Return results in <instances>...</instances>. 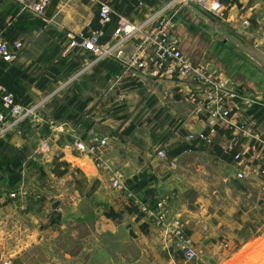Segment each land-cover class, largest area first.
I'll use <instances>...</instances> for the list:
<instances>
[{
    "label": "crops",
    "instance_id": "1",
    "mask_svg": "<svg viewBox=\"0 0 264 264\" xmlns=\"http://www.w3.org/2000/svg\"><path fill=\"white\" fill-rule=\"evenodd\" d=\"M219 1L226 8L224 20L182 0H53L41 19L32 15L31 3L24 9L15 0H0V37L24 44L16 63L8 65L0 58V79L18 101L43 105L34 122L0 128V144L4 145L0 154L12 148L24 161L15 171L22 179L17 186L9 184L7 166L0 170V190L6 191V201L0 198L1 263L23 264L36 246L55 247L62 232L69 227L73 231V223H83L86 218L87 232L79 239L84 264L97 253L99 264L118 260L122 264H186L182 253L172 252L171 239L163 229L147 215L127 212L129 205L139 211L137 201L154 207L159 198L174 194L172 213L182 218L187 235L196 244L219 240L223 227L237 228L230 219L243 220L250 204L257 208L258 179L237 180L233 163L218 157L214 149L190 150L191 134L209 133L207 116L201 111L207 104L198 90L202 87L176 72L153 78L126 64L144 34L160 18L171 19L187 57L196 64L209 63L216 77L234 81L238 104L246 97L254 99L258 112L242 108L238 119L250 121L256 132L264 134L261 20L252 18L254 0ZM103 3L111 4L114 11L115 21L105 30L110 40L101 43L98 53L82 54L74 43L100 30ZM124 21L137 32L129 37L119 32ZM251 33L259 35L254 42L249 41ZM256 70L258 87L252 83ZM192 96L197 97L196 102ZM51 123L67 124L66 133L58 137L64 159L58 157L56 147L44 156L37 153L41 139L50 135ZM105 137L110 140L99 154L105 161L101 167L124 174L128 187L125 193L117 190L113 198L107 192L105 172L93 159L74 157L77 170L67 160L68 147L74 142L93 145ZM211 137L219 148L234 139L240 145L245 142L228 125L217 127ZM159 151H166L168 160H162ZM4 160L10 163L14 159ZM31 170L38 176L33 193L10 198L12 193L24 191L19 186ZM107 205L121 217L108 218L102 211ZM68 213L72 214L71 225ZM91 216L93 223L88 220ZM238 225L241 230L243 225ZM111 238L125 240L124 252L121 255L110 249L112 255L103 261ZM211 250L203 252L202 264H210L207 259L214 258ZM75 256L67 251L65 257L74 260ZM71 263L68 259L67 264Z\"/></svg>",
    "mask_w": 264,
    "mask_h": 264
},
{
    "label": "built area",
    "instance_id": "2",
    "mask_svg": "<svg viewBox=\"0 0 264 264\" xmlns=\"http://www.w3.org/2000/svg\"><path fill=\"white\" fill-rule=\"evenodd\" d=\"M52 1L15 0L16 4L24 9L31 3L32 15L40 19L46 16L47 9ZM182 1L186 5H195L219 19L225 17L226 8L219 0ZM113 14L114 11L111 4H101L99 24L102 29L92 32L88 36H82L79 41L74 43V47L82 54L98 53L101 49V39L105 36L103 28L112 22ZM175 31L176 24L171 19L160 18L151 31L144 34L135 52L126 60L128 68L145 72L153 78H160L169 71L176 72L179 77L191 79L200 85L202 88L198 90L205 96V102H207L205 106H202L201 111L207 116L209 133L191 134L188 137L190 147L197 150L211 146L213 144L211 134L219 126L228 125L230 129L235 128L245 142L240 145L239 140L234 139L226 143L222 149L226 153H231L236 148L238 149L233 162L237 170V180L258 179L260 192L264 195V134L256 132L250 121H239L238 119V113L242 108L251 110L254 107V99L246 97L238 104L236 100L239 99V94L234 81L229 78L216 77V71H211L209 63H194L183 53L181 48L182 41ZM119 32L129 37L137 32V29L128 21H124L119 28ZM23 50L24 44L22 41L10 43L0 37V58L6 64L12 65L16 63L21 57ZM192 101L196 102L197 97L192 96ZM33 107L32 104H24L18 101L16 96L0 83V128L5 125L11 127L25 120L34 122L38 117ZM66 130L67 124L51 123V134L49 137L41 139L39 151L45 154L49 153L54 145L58 149V157L60 156L64 159V150L63 148L61 150L58 137L61 134H65ZM109 140L108 137L96 139L93 145H87L83 141H76L68 149L71 154L78 157H90L96 164L101 159L99 154L109 146ZM158 155L162 160H168L166 151H159ZM113 188L119 191L128 189L119 178L113 181ZM19 194L24 195L25 193H13L10 198L15 199ZM130 197L133 198L132 195ZM136 204L140 213L149 216L158 226L165 223L168 217V204L166 201H157L154 207L148 204H141L138 201ZM172 227L174 229L173 237L179 242L183 241L185 243L184 246H178V251L187 259L193 260L197 254L190 248L184 225L179 220H173Z\"/></svg>",
    "mask_w": 264,
    "mask_h": 264
},
{
    "label": "rangeland",
    "instance_id": "3",
    "mask_svg": "<svg viewBox=\"0 0 264 264\" xmlns=\"http://www.w3.org/2000/svg\"><path fill=\"white\" fill-rule=\"evenodd\" d=\"M253 6H256L255 11L253 12V16L252 18L261 20V24L262 27L264 29V0H254L253 1ZM226 18V14L225 17L222 19L224 20ZM133 35V34H131ZM259 35L257 33L253 34H249V41H256L257 37ZM261 37L263 38V35H261ZM261 38V39H262ZM263 68V67H262ZM261 68V70H263ZM253 77L256 79V81L252 82L255 87L257 86V81L258 79L261 78V81H264L263 79V75H264V71L262 73L261 71V75L260 78H258V71L256 70L255 72L252 73ZM33 110L34 112L37 114L38 119L40 118L41 115V109L43 108L42 104H35L33 105ZM51 127V124H50ZM49 127V130H50ZM51 134V131H50ZM49 137V135L47 136ZM45 137V138H47ZM40 144V143H39ZM53 147H55L53 145ZM8 149V147H7ZM37 153L40 155H45V153L40 152L39 151V147H36ZM58 150V149H57ZM62 150V148H61ZM4 152H6L5 154H3ZM3 153L0 154V163H4L3 161L5 157L7 158H12L14 159L15 155L17 154L16 151H14L12 148H9L8 150H4ZM68 157L67 160L70 161L71 163H73L75 166V170H77V167H79L77 165L76 159H74V157L77 158H81L78 157L76 155L71 156V154L67 151ZM18 155H16V157H18ZM79 162V161H78ZM105 163V161L101 158L99 160V162L96 163V166L98 167V169L102 172H105L106 177H107V192L109 193L110 197L113 198L114 195H117L116 192L117 190H115L113 188V181H115L116 179H120L122 180V184H124L123 181H125V176L124 174H122L121 172H111L109 170L107 171H103L102 169V165ZM89 165V164H88ZM2 168H5L4 166H0V170ZM9 168V167H8ZM28 168V167H27ZM36 170V172H38V170L33 167L32 170ZM32 170L29 172H27L25 174V180H24V184H20L19 187H23L22 190H24L21 193H33V190L35 189V186L37 185L36 180L38 179V176L36 177L32 172ZM92 170H90L88 173H90ZM32 172V173H31ZM8 173L10 175V179L13 181L14 179L17 180L16 176L10 174L9 170ZM17 175V172H16ZM78 178L80 179V182L82 180V176L80 173L77 174ZM10 180V185L12 186H17L19 181L16 182L15 184H12ZM248 181H252V178H248L246 179ZM0 183L1 180H0ZM81 184H83V182H81ZM87 182H85L83 185H85L86 187ZM93 185V182L92 184ZM240 185H238L239 187ZM245 187V186H242ZM241 187V188H242ZM246 188V187H245ZM244 189V188H243ZM17 191V190H16ZM127 190L122 191L123 193H125ZM5 193L6 191L0 190V198L1 201H6L5 199ZM20 193V192H17ZM11 194V193H10ZM13 194V193H12ZM11 194V195H12ZM10 195V196H11ZM174 194H170L167 196H163L161 198L158 199V202H163L166 201L168 204V217L165 221V223H163V225H159V227H161L163 229V232L171 238V242H170V246H171V250L172 252L175 251L176 253H181L180 251H178V246H184L185 243L183 241H178L177 239H175L173 237V227H172V221L173 220H179L185 227L186 229V236L188 237V241L190 242V248H192L191 250L194 252H196L197 256L193 259V260H189L187 259L183 254V260L186 262V264H202V255L203 252H205L207 249H212L211 251H213L214 254V258H209L207 259V261L210 262V264H261V258L264 259V195L261 194L260 190L259 193H255V195L260 199L258 200V204H257V208H255L254 205L250 204V206L247 207L246 209V215L243 218V220L234 218V219H230V221L233 220V222H236L237 224V228H233L231 227H223L221 229V233H223L222 236H220L219 240L217 241H213V242H200L198 244L194 243L192 241V239L190 238V236L187 235V225L185 224V222H183L181 217H178L177 215L172 213V201H173V196ZM23 196V195H22ZM18 198V197H17ZM19 199V198H18ZM16 199V200H18ZM249 208L251 209L250 213H248L247 211L249 210ZM105 214H108L110 212H115L113 210V208H110L108 205L103 208L102 210ZM221 212V211H220ZM116 213V212H115ZM71 213H68V218L70 219V222H68V224L71 225L72 221H71ZM94 215V214H93ZM94 217H97V215L95 214ZM94 217H89L88 220L90 222H94ZM149 217V216H148ZM86 221L87 219H84V222L82 223V220L79 221V223H73L75 224L73 231H71L72 229L69 227L67 228L64 232L61 233V241L58 242L55 247L53 246L52 248L49 247V245L46 246H36L37 248L35 250H33L31 256L29 257V259H24L23 260V264H40L41 262H44V264H67L68 259L71 260V262L73 261V263L71 264H84V259L85 257L83 256H79V254L82 252V248H84L83 243L81 240L83 238V235L86 234ZM242 224L243 227L238 228V224ZM85 224V226H84ZM123 235V234H120ZM120 237V236H119ZM121 239V240H120ZM118 241L114 240V239H110L108 241V253H107V257L104 258L103 261H105L107 258H109V256L112 255V253L109 251L111 249V251L113 252L114 250L117 251V253H120L122 255V253L124 252L122 250V248H124V243L125 240L123 238H120ZM88 245V243H87ZM67 251L69 252H73L75 253V259L72 260V258H67L66 253ZM63 252V254H62ZM115 254L113 253V256ZM99 255L97 253V255H94L92 258H88L86 259V263L85 264H99L100 260H99ZM116 257H118V255H116ZM1 259L0 258V264L1 263ZM204 260L206 261V259L204 258ZM206 261V262H207ZM208 263V262H207ZM43 264V263H42ZM116 264H122L120 260L116 261Z\"/></svg>",
    "mask_w": 264,
    "mask_h": 264
},
{
    "label": "trees",
    "instance_id": "4",
    "mask_svg": "<svg viewBox=\"0 0 264 264\" xmlns=\"http://www.w3.org/2000/svg\"><path fill=\"white\" fill-rule=\"evenodd\" d=\"M235 2H237V1H235ZM234 2V3H235ZM115 21V17H114V15H112V22H114ZM112 22L110 23V24H112ZM109 24V25H110ZM109 25H107V26H109ZM107 26L105 27V28H103V30H104V32H105V30H106V28H107ZM102 29V27H101V25H100V30ZM110 40V37L109 36H104L102 39H101V43H107L108 41ZM0 83L5 87V85H4V83H3V80L2 79H0ZM7 88V87H6ZM8 89V91L9 92H11L10 90H9V88H7ZM12 93V92H11ZM14 94V93H13ZM18 100V99H17ZM258 110H259V107L258 106H254L253 108H252V111H250V113H252V114H255V113H257L258 112ZM258 115L259 114H257V115H255V117H258ZM3 144L1 143L0 144V150L3 148ZM206 148H208V149H214V152H215V154L218 156V157H220L221 159H223L224 161H226V162H228V163H233L234 162V160H235V155L238 153V149L236 148L235 150H234V152H231V153H226L222 148H219V147H215L214 146V143L211 145V146H209V147H206ZM190 150H195L193 147H190ZM4 163H0V166H1V164H2V166H7L6 168H7V170H9V172H10V174H11V176L12 175H14V176H16V178H17V180L16 179H14L13 181L9 178V180H11V182H12V184H15L16 182H20V180H22L21 179V176H18V175H16V170H18V169H20V168H22V166H23V164H24V161H23V159H22V156L21 155H19L18 157H15L14 158V160L13 161H10V163H9V161H7V162H5V161H3ZM26 164H27V162H26ZM14 169V171L13 170H11V167ZM9 167V168H8ZM9 184H10V182H9ZM12 186V185H11ZM13 187V186H12ZM127 212H129L130 214H140V212L137 210V208L136 207H134L133 205H129V207L127 208ZM108 218H110V219H113V220H117V219H119L120 217H121V215L120 214H117V213H115V212H110V213H108L107 215H106ZM261 264H264V259H262L261 258Z\"/></svg>",
    "mask_w": 264,
    "mask_h": 264
}]
</instances>
